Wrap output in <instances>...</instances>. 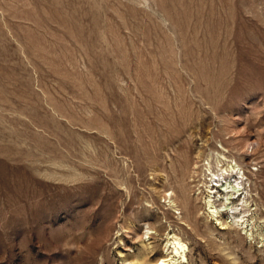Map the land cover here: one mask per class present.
I'll return each instance as SVG.
<instances>
[{
	"label": "rangeland",
	"instance_id": "1",
	"mask_svg": "<svg viewBox=\"0 0 264 264\" xmlns=\"http://www.w3.org/2000/svg\"><path fill=\"white\" fill-rule=\"evenodd\" d=\"M172 237L178 264H264V0H0V264Z\"/></svg>",
	"mask_w": 264,
	"mask_h": 264
},
{
	"label": "bare ground",
	"instance_id": "2",
	"mask_svg": "<svg viewBox=\"0 0 264 264\" xmlns=\"http://www.w3.org/2000/svg\"><path fill=\"white\" fill-rule=\"evenodd\" d=\"M208 171H210L209 175L211 177L215 175V173L210 167L208 168ZM223 172L228 175L227 169H223ZM203 183H206L205 186H207L208 192L212 193L213 191L210 190V188L213 189V187H209L207 185L206 178L204 179ZM239 190H240L239 186L237 187L236 185H233L231 182L226 181L223 184H221V188L218 191V195L216 197H214L213 195H209L208 199L206 200V204L208 205L209 209L211 208L210 213L213 216L214 215L216 216L217 214L218 215L223 214L225 211H228L229 209L233 208V204L236 201V197H237V194L239 193ZM216 201H220V204L216 205L215 204ZM169 244L172 247L171 252L173 255L169 259H166V258L159 259L154 264H178L179 260L180 261L185 260L186 258L185 244L176 237L175 238L172 237V240L169 242Z\"/></svg>",
	"mask_w": 264,
	"mask_h": 264
}]
</instances>
